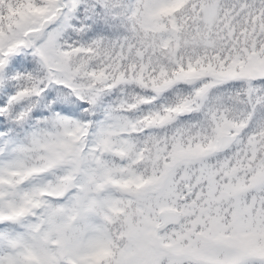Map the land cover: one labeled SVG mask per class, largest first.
Segmentation results:
<instances>
[{
  "label": "snow or ice",
  "instance_id": "6c2138e0",
  "mask_svg": "<svg viewBox=\"0 0 264 264\" xmlns=\"http://www.w3.org/2000/svg\"><path fill=\"white\" fill-rule=\"evenodd\" d=\"M0 264H264V0H0Z\"/></svg>",
  "mask_w": 264,
  "mask_h": 264
}]
</instances>
